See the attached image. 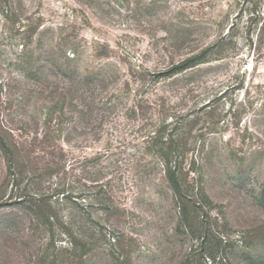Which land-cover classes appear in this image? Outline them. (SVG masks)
<instances>
[{"label": "rangeland", "instance_id": "obj_1", "mask_svg": "<svg viewBox=\"0 0 264 264\" xmlns=\"http://www.w3.org/2000/svg\"><path fill=\"white\" fill-rule=\"evenodd\" d=\"M158 130L184 143L193 221ZM0 133V264H72L74 237L83 264H264V0H0Z\"/></svg>", "mask_w": 264, "mask_h": 264}, {"label": "trees", "instance_id": "obj_2", "mask_svg": "<svg viewBox=\"0 0 264 264\" xmlns=\"http://www.w3.org/2000/svg\"><path fill=\"white\" fill-rule=\"evenodd\" d=\"M204 62L206 61L202 58V54L188 57L180 61L172 69L168 70L167 72H164V76H167L169 74H175L182 70L192 69ZM162 131L163 130L156 131L153 135H151V137H149V140L147 142L149 143V145L151 146L153 145L154 147H156L157 149L156 155L164 164V180L167 182V184L169 185V187L173 192V197L175 199L176 204L178 205L183 220L188 221L192 219L190 221H193L194 218L201 217L199 210L201 207H199L195 203V195L192 193L191 191L192 189H190L191 184L187 178L188 174L184 172L183 163L186 157L184 153L185 151L183 145L184 143L181 142L182 140L181 138H174L173 135L171 136V134H168V136L165 137ZM0 146L2 150H5L7 156L15 155L16 150L14 149V147H12L11 144L7 142V140L1 133H0ZM173 159H175L174 163H173ZM61 193L63 194L64 190L62 191L60 190L57 192V194H61ZM56 200L59 199L57 198ZM54 202L55 201H52L51 197L43 196V195L34 200L28 201L32 215L35 216L38 222L48 226L50 231L54 229L55 227L54 223H56L55 222L56 210L53 204ZM60 224L68 231H71L72 228L69 222L67 223L61 220ZM190 226L192 229L194 228L199 229V226L197 225H190ZM200 228H202V230L206 229L204 226ZM72 240L73 241L71 244L73 247H71V250L75 249V251L74 253H72V261L70 262L72 264H83L85 261L84 255L81 253L79 254L77 250L85 245H83L82 241L77 237H74ZM61 250L63 252L69 251L67 248H63V249L61 248ZM40 264H57V262L56 259L50 260L48 262L47 259L45 260L44 257V260L40 259Z\"/></svg>", "mask_w": 264, "mask_h": 264}]
</instances>
